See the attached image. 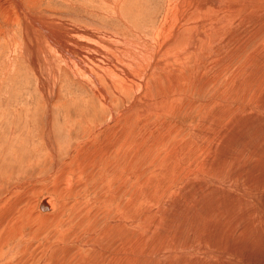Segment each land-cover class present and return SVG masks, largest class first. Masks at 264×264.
<instances>
[{
  "label": "rangeland",
  "instance_id": "374dc122",
  "mask_svg": "<svg viewBox=\"0 0 264 264\" xmlns=\"http://www.w3.org/2000/svg\"><path fill=\"white\" fill-rule=\"evenodd\" d=\"M18 1L37 20L48 14L45 20L57 18L53 29L57 23L68 31L91 27L130 39L139 33L140 41L151 47L146 37L157 33L166 6L170 15L179 5L178 0H121L120 20L112 7L108 8L107 0ZM235 1L219 3L222 7ZM251 1H245L250 7L235 10L232 23L226 26L229 31L237 34L247 28L259 29L255 18L264 14V0ZM219 9L210 1L204 11L228 16L229 10ZM24 17L15 2L0 9V205L8 195L4 190L17 189L20 198L15 193L11 200L20 199L16 203L31 209V214L35 200L34 212L38 213L39 199L50 196L58 205L56 212L62 214L38 241L51 244L54 231L71 226L59 245L62 250L73 246L75 257L89 253L84 243L88 237L94 235V239L103 229L118 225L127 228L124 251L136 256L132 264H264V31L255 34L245 48L239 44L238 49H234V39L235 45L222 42L228 34H219L213 40L215 48L197 51V57L190 55L186 88L176 86L169 91L178 94L169 114H146L144 123L137 116L129 118L128 144L122 155L119 147L111 151L115 142L99 147L95 140L128 116H119L118 111L129 103L131 92L124 95L126 102L110 98L116 113L110 121V112L101 111L96 98L90 99V104L83 101L91 97L89 88L61 75L55 84L57 96L54 94L48 104L37 86L34 68L15 45L23 42ZM37 28L41 36L42 29ZM57 28L55 32L64 30ZM161 33L166 35L168 27ZM161 33H157L160 38ZM216 47L224 50L223 59ZM230 55L232 62L228 63ZM9 59L13 66H8ZM171 63L175 65L174 60ZM201 65L208 66V73L202 81L190 80L199 74ZM45 67L41 72H46ZM170 82L171 72H164L154 88L163 90ZM15 215L21 219L16 213L12 218ZM121 215L126 218L122 220ZM30 230L28 226L23 229L27 237ZM109 239L102 240L110 243ZM21 241L20 237L9 238L0 251L14 249ZM62 259H67L66 252Z\"/></svg>",
  "mask_w": 264,
  "mask_h": 264
},
{
  "label": "bare ground",
  "instance_id": "6f19581e",
  "mask_svg": "<svg viewBox=\"0 0 264 264\" xmlns=\"http://www.w3.org/2000/svg\"><path fill=\"white\" fill-rule=\"evenodd\" d=\"M187 1L189 3L185 2V0H178L177 2L179 3V5L176 4V7L174 8V13L170 11V15L168 12V6H166L165 13L161 16L159 26L158 28L156 26V28H157V33H161L166 26L168 27V33L166 35H163L161 33L160 34L161 38L157 33L151 35L150 37H146V39L149 40V43L150 42L152 43L153 45L152 47L151 45L150 46L146 45L145 44L146 42L143 43L140 41L142 40V37L138 36L140 35L139 33L135 35L137 37L130 39L127 37H120L121 35L119 36L112 32L107 33V31L109 30L104 32H97L91 29V27L86 28L83 25L81 26H83L84 28H77L78 26L75 28L71 27L72 29L70 28V31H68V29L62 27V24L59 26H61V28L64 30L55 32L56 29L59 30V28H57L59 27L58 26L59 23H57V21H56L57 23L56 28L55 29L52 28L53 27L52 25L55 23L53 19L55 18H50L48 20H45L46 16L48 17L49 14L48 15L44 14L45 16L41 14L45 18L43 20L39 19L42 17L41 16L38 18L40 20L39 21L37 20V17L33 18L34 16L32 17L29 16V14L21 6L18 0H0V9H6L13 2H15L18 8L24 13L25 17L22 25L23 42L21 43L20 41L17 44H15L14 42V44L16 46H19V51L22 52V54L27 58L28 65L32 66V69L34 68L33 69L35 71L34 74H36L38 78L37 86L39 87L42 96L45 98L48 104L50 103L54 94L55 96H57L56 92L58 88L57 86L55 88V84L60 80L61 75H63L65 79L71 76L73 80L74 79L77 80L76 82L80 86L89 88L90 89L89 91H91L92 93L89 94L91 97L85 98L83 101H85L86 104L87 103L90 104L89 103L90 99L96 98L97 104L96 103L95 104L100 107L101 111L103 109L105 110V112H107L106 110L110 112V114L107 112L108 115H110L109 117L111 119L110 121L114 120L115 118L114 115L116 114L113 111L112 105L110 104V102H112L110 101V98L113 96L118 98V100H121L122 102H126L125 101L126 97L124 98V95L131 92L132 96L129 103L125 104L123 109L118 111L119 116H122L123 114H126L128 116L126 118H123L121 120V123H117L116 125L105 129L102 132V134H100L99 137H96V140L94 139L95 141H97L96 142L97 144L93 141L94 144L92 145L94 147L93 149H95V147H97L95 146V144L100 147L107 142H115V147L111 151L114 152L113 150L114 149L116 150V147H119L118 150L123 155L125 152L124 148L128 144V139H127L128 128L126 126L127 120L133 116H137L144 123L145 120L147 121L146 119L147 116L145 117L146 114L148 115H150L151 113L169 114V111L171 110L170 105L175 102L174 99L178 98V94H172L170 93L171 92L170 90L172 88H177V87L186 88L187 78H186L185 70L190 69V66L187 63L188 61L187 59L189 58L190 55L191 56L193 55V57L194 56L197 57L198 55L197 51L200 52L201 50H205V49L211 50V48L214 47L213 40L215 36H218L219 34L220 36L223 34H228V38H223L222 42H224V44H227L228 42L230 43L234 39L236 42L235 41L232 42L233 43L235 42L237 44L235 45L234 43L235 45L234 49H238L239 44L244 46L243 48H245L248 42L250 43L253 40L255 34L260 33V31L261 32L264 31V14H260L259 17H257L256 15L257 18H255V20L256 22L259 21L258 22L259 29L256 28V31H254V29L253 30L251 29V31L250 29L247 30L248 28L246 27L247 25L246 23H244L243 25L246 24L245 27L247 29L244 28L245 31L243 33L242 31L241 32L239 31V33L235 34L233 29L229 31L228 30L229 27L226 28L228 24L232 23L231 21L234 17L235 10L245 7L246 5H248V3L251 0H237L235 2L227 4L226 6H224L225 4H223L222 7L220 6L219 3L220 0H209L207 2L205 0H187ZM210 1L213 3L214 7H219L220 9L224 8L225 11L226 9L229 10L228 14L226 13L228 16L226 17V15L224 16L220 13L222 17H218L220 11L217 13L216 16L215 14L213 15L209 12L207 13L206 11H204V8L206 7L207 3H209ZM245 1H248V3L246 4ZM252 1L254 3L258 0L256 1L252 0ZM106 3H109V5L107 4L108 8L109 6L112 7V12L114 11L117 17L119 18L121 14L119 13V6L121 0H107ZM217 3L219 4L216 5ZM248 6L250 7L251 5ZM263 8L261 12H264ZM255 10L253 9V11L256 13L257 11ZM184 14L186 15L184 16ZM65 17L67 16H64V19ZM184 17L187 19L186 22L183 21L185 19ZM248 17H254V16L247 15L246 18ZM119 19L121 20V18ZM63 22L61 21V23ZM66 22L67 21L64 22L63 26L65 25ZM69 24L70 26L74 25L73 23H69ZM189 25H191L192 29L193 28L194 29L193 30L189 29L190 28ZM36 27H38L37 30L39 29V27L42 29L41 36H40L41 31L40 34H37L39 32L35 30ZM239 29L244 30L243 28H241V26ZM239 29L237 28V30ZM80 37H83L86 40L88 39L87 42L83 41L84 39L77 40V38ZM12 47H14V45H10V49L15 51L14 49H12ZM231 48L229 47V49ZM216 49L217 52H219V56H222L221 58L223 59L225 57L224 50L223 52H221L222 50L219 49V47H216ZM75 53H77L76 56L74 55ZM203 55L202 57H204ZM233 55L235 56V53ZM229 59L230 60H228V63H231L232 62L231 55ZM171 60H174L173 64L175 65H171L172 64ZM8 62H9L8 66L12 65V59H9ZM194 63L196 65V62ZM199 63L201 64V61ZM212 63L213 65L215 64V62ZM42 66H46L44 70H46L47 73L41 72L40 68ZM214 66L216 67V65ZM207 67L201 65V71L199 72V74L197 75L191 74L192 76L190 75L191 76L190 80L193 81L194 79L197 78L198 81H202V78L208 73ZM261 68L258 69L261 70ZM157 69L158 71H155ZM192 69L193 68H191V71ZM168 71L171 72L170 84L163 90H157L156 88H154V84L158 82L160 75ZM42 73L44 74L45 79H43L44 77L42 76ZM149 77L151 78L149 79ZM168 100L170 102L169 105L167 104ZM155 101H159V103H156ZM0 187H2V182L0 183ZM1 190L2 188H0V191ZM20 192L21 191L17 189L3 191V194L5 193L8 195L3 196V198H5L6 201L2 202L0 205V249L3 247V245L9 238L20 237L22 238V241L14 249L7 248L0 251V264H132L133 262L136 261V256L125 254L123 236L125 234L126 237L127 228L126 229L124 228L126 230L124 231L123 227L120 228L118 225H114L112 226V228L103 229L99 234V236L95 237L94 239H92L94 236L93 235L91 236L92 238L88 237L89 238L88 241L84 240L85 241L84 243L88 245L87 251L89 252L87 255L84 254L85 256L83 255V256L75 257L74 253L76 251L73 250L74 248L73 246L72 247L70 246V248H66L64 250L60 248L59 244H60L61 236L67 233V231L71 226L65 229L64 231L62 230L54 231L50 235L51 244H43L39 242L38 238L50 226L56 223L57 218L60 217L62 211L59 210V212H56L55 208L56 206H58L57 203L53 199H51L50 196L45 195L41 197L37 202V209L40 213L39 212L37 213L36 210L34 212L36 201L33 200L34 203L32 204L33 207L31 214L30 213L31 209L29 210L28 208H25L16 203L20 199H15L14 201L11 200L12 199L11 196L14 195L15 193L17 194L16 196L20 198L19 195ZM21 199L23 198L21 197ZM1 201L2 198H0V202ZM26 202L27 201L25 200L22 201L21 203L24 205ZM53 208L55 209L54 211ZM132 209L133 207H130V211H133ZM15 213L18 214V216L21 217V219H18L17 215H15L12 218V215H14ZM121 217L123 220L124 218H126V215H124V218L122 215ZM75 219H73V221ZM82 220H84V218ZM81 221L79 224H82ZM26 226H28L31 229L29 237H27V234L23 231V229H25ZM137 226L139 227L138 224ZM140 229L142 228L140 227ZM74 231L72 230L73 233L76 232ZM110 237L112 238L111 240L109 239ZM103 238H108L110 240V243H106V241H104L105 242L104 243L102 240ZM75 241L78 242L77 240ZM79 245H81V243H79ZM108 246H113V248L115 247V250L107 248ZM63 252L67 253V259H62Z\"/></svg>",
  "mask_w": 264,
  "mask_h": 264
}]
</instances>
